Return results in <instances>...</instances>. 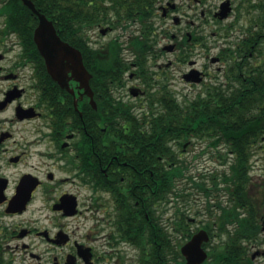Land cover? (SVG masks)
I'll list each match as a JSON object with an SVG mask.
<instances>
[{"label": "flooded vegetation", "instance_id": "af4514ba", "mask_svg": "<svg viewBox=\"0 0 264 264\" xmlns=\"http://www.w3.org/2000/svg\"><path fill=\"white\" fill-rule=\"evenodd\" d=\"M56 1L30 0L31 7L25 0H0V264H141L123 261V255L131 250L140 254V223L151 234L141 211L149 218L157 209L155 167L146 176V170L126 160L139 155L134 135L133 147L122 141L120 149L108 151V111H116L112 115L128 140L130 124L137 125L145 111L164 109L163 100L174 98L186 106L207 86L222 84L233 95L242 93L249 115L264 126V0H229L232 21L223 28L228 46L221 44L216 55L206 53L218 64L215 73L193 58L210 47L202 32L212 11L204 8L205 0H67L62 18L52 6ZM224 1L212 11L218 25L229 18L216 15ZM243 13L249 22H241ZM44 16L65 43L83 54L88 86L82 87L68 69L61 81L48 71L35 39ZM220 29L212 36L218 38ZM172 54L184 67L186 90L174 89L175 77L166 68ZM166 58L168 63H161ZM110 59L121 61L122 69L92 71V63ZM195 140L201 142L185 141L182 150L176 138L170 144L176 155L187 158ZM213 172L191 173L199 180ZM188 180L184 168L178 181L184 191ZM193 192L191 205L186 196L180 201L181 220L192 223L183 234L210 233L207 199L205 213L200 208L196 213L189 207L198 200ZM222 197L229 205V195L223 191ZM170 219H177V208L158 222L161 234L169 235ZM85 220L93 224L79 234ZM101 238L109 249L102 248ZM203 244L210 254V241Z\"/></svg>", "mask_w": 264, "mask_h": 264}, {"label": "trees", "instance_id": "16d2710c", "mask_svg": "<svg viewBox=\"0 0 264 264\" xmlns=\"http://www.w3.org/2000/svg\"><path fill=\"white\" fill-rule=\"evenodd\" d=\"M41 5L47 10L48 4L43 2ZM52 6L58 9L56 13L61 18L67 14V0H57ZM63 22L69 26V20ZM91 69L98 72H118L122 69V63L118 59L98 61L92 63ZM256 96L259 101L263 94L258 92ZM162 103L164 109L154 110L150 115L145 111L137 125L130 124L128 140L124 138L126 133L112 115L116 111H108V151L115 152L120 149L119 144L122 141L133 147L134 140L131 136L134 135L139 155L134 161L128 155L130 159L126 160L140 171L146 170L143 171L146 176L148 168L155 167L157 209L149 218L141 211V218L151 234L149 236L142 231L140 223L137 240L140 250L138 263L185 264L180 250L183 242L180 241L191 237V231L186 235L183 233L184 226L189 227L192 223L190 220H181L180 201L182 196H186L188 204L191 205V194L196 191V195L202 194L207 199L208 219L205 223L214 237L210 242V259L206 264H258L253 254L264 244V180L258 184L253 182L252 171L256 161L254 147L264 136L263 124L249 115V105L242 93L233 95L222 84L207 86L206 91L200 92L194 99H189L186 106H182L174 98L171 101L163 100ZM173 138L178 140L181 150L185 147V141L198 139L205 142L206 148L202 152L212 148L222 161L221 164L228 167L223 171L202 174L199 180L195 179V174L190 173L188 158L176 155L174 145L170 144ZM193 144L194 147L197 146V143ZM184 168L187 169L189 178L185 190L187 192L178 184ZM208 181L211 182V187L207 185ZM222 191L229 195V205L222 202ZM214 197L216 200L212 204L211 199ZM169 203H174L173 208H177V219H170L166 229L170 232L165 235L160 233L158 222L167 215L165 210ZM140 208L142 209L141 205ZM195 211L200 213L198 208ZM154 221L156 226H153ZM153 227H156L155 231ZM150 239L152 245L149 244Z\"/></svg>", "mask_w": 264, "mask_h": 264}, {"label": "rangeland", "instance_id": "374dc122", "mask_svg": "<svg viewBox=\"0 0 264 264\" xmlns=\"http://www.w3.org/2000/svg\"><path fill=\"white\" fill-rule=\"evenodd\" d=\"M221 0H205L204 2V8L205 9H210V10H214L215 9V6H217L219 3H220ZM186 9V8H185ZM187 12H189L188 9H186ZM201 10V6L199 7V10L198 12H200ZM212 11H208L207 13V16L205 17V19L203 20V29H202V32L205 34V41L207 42V45H209V49H204L203 48V55L202 57H198V56H194L193 58H197L199 64H202V65H207V69L212 72V73H215L217 72L216 71V68H217V65L218 64H214L212 63L208 58H206V53L209 52L211 53V55H216L218 50H220V46L221 44H223V47L224 45L225 46H228V37L227 35L225 34L226 31L225 29V26L226 24H228L229 22L232 21V17H229L228 19H226L224 22H220L219 25L217 22L213 21L211 19V15H212ZM189 15V13H188ZM242 23H246V22H249V18H248V15H245L243 13V17H242V20H241ZM169 23L172 24V31L176 32V30L178 29L175 25H173V22L172 20H169ZM220 26L221 29H223L222 31H220V35L218 38L216 37H213L212 36V31H216L217 27ZM220 29V30H221ZM211 48V49H210ZM169 56V55H167ZM171 58H172V64L170 66H167L166 65V68L168 71L170 72H173V76L175 77V80L173 81L174 82V89L175 90H180V89H185L186 90V87H185V84L183 83L182 79H181V71L184 67H179V64H177L176 62H174V56L173 54L171 55ZM163 64H167L168 63V58L165 59V61L161 62ZM156 68V67H155ZM198 85H196V89L197 90H200L201 88L200 87H197ZM195 91V90H194ZM191 95L194 94V93H190ZM205 146V143H197V146L194 147V148H188V151L185 156L188 158V162L190 163V171L191 172H194L195 174H199V172H206V171H209V170H215V169H218L219 171H222L224 170L225 168H227V166L225 165H222V161H220V159L218 158V160H216L215 158L211 157L212 156V153L210 151H206V153H203L201 154L200 150H201V147ZM200 153V154H199ZM195 154H199V157H195L194 155ZM254 159L256 160V163H255V168L253 169L252 171V176H253V182H255L256 184H258V182L260 181H263L264 180V150H259L257 152V156L254 157ZM254 191L257 192V189L254 188ZM198 198V202L196 204L195 202V205H194V208L197 209V208H200L202 209V213H205V206L203 205L205 200H206V197L203 196L202 194H197L196 196ZM226 197H222V199H224ZM174 203H169L167 209V215L166 216H171L173 213H174ZM190 213H194L193 210L190 211ZM194 216V215H193ZM203 216H206L205 214ZM85 224H84V221H81L80 222V228L77 229V232L79 234H82L84 233V230H86L87 226L92 223L91 221H87L85 220ZM93 224V223H92ZM195 227H197V225L195 224L194 225ZM68 228H72V225ZM106 240H104L103 238L100 239L99 243H101V246L102 248H105L107 247V249H109V245L105 242ZM105 243L104 245H102V243ZM176 242H178V240L176 239ZM180 242H183V241H180ZM100 246V247H101ZM127 245H123L122 247H124L125 250H127L126 248ZM259 249L261 250H264V244L262 246L259 247ZM135 251L131 250L129 251L128 253H124V255H126V260H128V262L130 263H133L134 259L136 258V255L134 253ZM257 263L258 264H264V255H260L258 258H257Z\"/></svg>", "mask_w": 264, "mask_h": 264}, {"label": "water", "instance_id": "95a60500", "mask_svg": "<svg viewBox=\"0 0 264 264\" xmlns=\"http://www.w3.org/2000/svg\"><path fill=\"white\" fill-rule=\"evenodd\" d=\"M25 1L33 7L30 0ZM230 11V1L226 0L222 3L221 10L216 15H219L220 18H225ZM51 26L52 23L44 16L35 33V39L39 43V48L45 57L48 71L61 81L68 69L82 83V87L88 86L90 74L84 64L81 51L62 41ZM49 34H51L50 37H48ZM209 238L208 232L201 230L182 246L181 250L186 257V264H201L207 259L208 253L204 249L203 243L208 241Z\"/></svg>", "mask_w": 264, "mask_h": 264}]
</instances>
